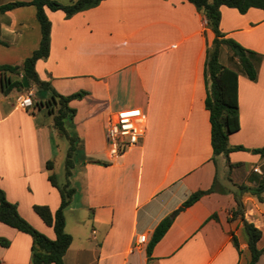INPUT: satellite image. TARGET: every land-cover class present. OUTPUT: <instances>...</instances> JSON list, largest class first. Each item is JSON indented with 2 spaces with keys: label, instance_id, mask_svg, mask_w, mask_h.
Returning a JSON list of instances; mask_svg holds the SVG:
<instances>
[{
  "label": "crops",
  "instance_id": "0c3cea01",
  "mask_svg": "<svg viewBox=\"0 0 264 264\" xmlns=\"http://www.w3.org/2000/svg\"><path fill=\"white\" fill-rule=\"evenodd\" d=\"M13 1L30 0H0V5ZM35 11L31 4L0 10V65L21 67L39 46ZM45 11L51 22L50 46L48 56L35 63L38 76L64 95L88 92L70 100L76 113L65 122L78 137L83 158L74 162L69 177L75 193L65 212L76 215L71 230L65 215L72 241L64 264H248L247 233L230 211L239 185L255 187L264 179V157L250 151L264 145V11L220 7L219 28L225 37L262 56L256 80L238 75L240 127L228 136L230 146L248 150H232L227 156L212 153L204 106L203 69L214 33L192 3L102 0L70 17L62 10ZM8 75L19 81L23 76ZM21 91L3 92L0 75V187L21 216L54 238L52 227L32 206L46 204L51 211L59 206V191L48 175L66 181L68 141L53 127L47 109L37 104L49 93L38 90L33 105L20 108L16 96ZM131 107L144 112L145 135L110 158L107 119ZM214 181L213 191L174 213L192 192ZM261 196L263 201L248 192L241 197L245 218L262 230L259 248L264 247V191ZM169 214L172 222L148 258L152 232ZM141 234L146 239L139 243ZM0 238L9 241L0 244V264H32L29 234L0 222ZM256 264H264V251Z\"/></svg>",
  "mask_w": 264,
  "mask_h": 264
},
{
  "label": "trees",
  "instance_id": "16d2710c",
  "mask_svg": "<svg viewBox=\"0 0 264 264\" xmlns=\"http://www.w3.org/2000/svg\"><path fill=\"white\" fill-rule=\"evenodd\" d=\"M102 0H71L69 3L63 4L56 0H30L13 1L0 5V10L5 11L18 6L31 4L35 7L36 19L38 21L41 38L39 46L23 60L22 66L17 65H0V75L2 79V91L7 93L13 88L24 90L19 86V80H13L11 74L22 73L26 76L29 86L36 87V90H43L49 93L44 100H38V106H44L52 115L53 127L57 132L65 137L68 141L66 151L64 169L66 181L58 184L57 177L54 173L48 175L50 183L55 186L60 195V203L55 211H51L46 204H34L32 206L34 212L42 219V221L52 227L54 238H50L37 228H35L28 220H26L18 212L17 204L6 198V195L0 187V222L5 223L19 231L29 234L32 238L31 245V263L32 264H64V254L69 247L72 236L65 231L64 211L70 204L75 193V188L70 185L69 177L74 168L75 153L77 150V136L70 133L65 125L67 120L71 121L76 113V109L69 105L72 99H81L88 92L86 90H78L71 94L64 95L57 92L48 81L40 79L36 70L35 63L39 58H45L49 54L50 46V29L51 22L46 14L45 8L50 10H62L66 17L93 7ZM192 3L195 8L202 12L205 16L208 27L213 31L214 38L206 49V58L204 63V83L206 87V95L204 98V106L209 112L210 122V143L213 155L224 154L225 156L232 150H248L241 145L230 146L228 144V136L236 132L239 127L238 116V75L245 74L250 80H256L258 74V65L262 56L256 51L245 48L236 40L225 37L219 28L221 12L220 7L225 5L237 9L240 13L246 12L251 7L260 8L264 11V0H187ZM222 45L228 47L233 55L237 58L234 67L225 65L220 62V48ZM253 153L264 157V145L250 150ZM90 162L100 163L98 160H90ZM48 169L52 168V161L46 162ZM215 189V181L207 189H200L192 192L183 202L182 206L187 207L198 200L202 195L209 193ZM264 191V179L255 187L247 185H239L238 192L234 193L235 207L231 209V219L239 218L247 233V246L250 252L248 264H256L260 255L264 251V247L257 246L258 240L262 237V230L254 223L248 221L244 215V204L241 199L245 192L257 196L263 201L261 193ZM173 214H169L162 218L155 226L152 235L146 246V253L150 257L154 244L164 235L170 226ZM216 217L215 214L212 215ZM232 241L238 249V241L232 232ZM9 241L0 238V244L7 246Z\"/></svg>",
  "mask_w": 264,
  "mask_h": 264
},
{
  "label": "built area",
  "instance_id": "2783aa9c",
  "mask_svg": "<svg viewBox=\"0 0 264 264\" xmlns=\"http://www.w3.org/2000/svg\"><path fill=\"white\" fill-rule=\"evenodd\" d=\"M34 89L27 87L24 92L16 96V106L27 108L33 105ZM146 132V116L138 107L123 108L112 113L105 128L107 154L110 158H117L128 148L135 146ZM258 171V168H254ZM145 234L138 236V242H144Z\"/></svg>",
  "mask_w": 264,
  "mask_h": 264
},
{
  "label": "rangeland",
  "instance_id": "374dc122",
  "mask_svg": "<svg viewBox=\"0 0 264 264\" xmlns=\"http://www.w3.org/2000/svg\"><path fill=\"white\" fill-rule=\"evenodd\" d=\"M220 56H221V62L223 64L229 65L232 67H234L236 65L237 58L233 55L232 51L228 47H226L225 45H222L220 48ZM32 88L34 89V92H35L34 96H33V100H34L35 98H38V95L36 94V92H37L36 87L32 86ZM40 91L45 92L43 90H40ZM21 92H24V90H22ZM82 158H83L82 150L77 148L74 159H75V161H80V160H82ZM57 180L60 183H64L63 177L57 176ZM65 215L67 218V225H66L67 227L66 228H67V230H71L72 225L74 224V218H75L76 213L64 211V216Z\"/></svg>",
  "mask_w": 264,
  "mask_h": 264
},
{
  "label": "water",
  "instance_id": "95a60500",
  "mask_svg": "<svg viewBox=\"0 0 264 264\" xmlns=\"http://www.w3.org/2000/svg\"><path fill=\"white\" fill-rule=\"evenodd\" d=\"M19 86H20L21 88H27V87L29 86V83H28V80H27L26 76H24V75L22 76V79L20 80ZM181 209H183V206L178 207V208L174 211V213L178 212V211L181 210Z\"/></svg>",
  "mask_w": 264,
  "mask_h": 264
}]
</instances>
